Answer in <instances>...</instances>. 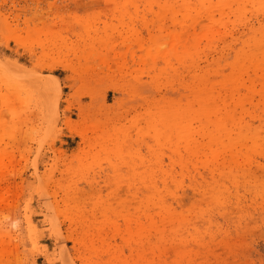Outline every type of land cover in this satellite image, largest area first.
Returning <instances> with one entry per match:
<instances>
[{"label":"rangeland","instance_id":"rangeland-1","mask_svg":"<svg viewBox=\"0 0 264 264\" xmlns=\"http://www.w3.org/2000/svg\"><path fill=\"white\" fill-rule=\"evenodd\" d=\"M262 5L0 0V264H264Z\"/></svg>","mask_w":264,"mask_h":264},{"label":"snow or ice","instance_id":"snow-or-ice-1","mask_svg":"<svg viewBox=\"0 0 264 264\" xmlns=\"http://www.w3.org/2000/svg\"><path fill=\"white\" fill-rule=\"evenodd\" d=\"M87 7L88 8H99V7H102V5H100V4H89ZM151 7H152V9H156V8L161 7V6L160 5H152ZM233 7H235V6H233ZM243 7H249V6H243ZM262 7H264V5H262ZM207 19L208 18L205 17L202 22H207ZM138 27L145 37L151 36V25H149L148 23L145 22V23L138 25ZM231 58H232L231 56L228 57L229 60H231ZM240 91L243 93L246 91V89L241 87ZM260 123L262 125H264V119H261ZM125 250L126 251L130 250V246L125 244ZM70 264H71V262H70ZM161 264H163V262H161ZM166 264H188V262L187 261H179V260H169L166 262Z\"/></svg>","mask_w":264,"mask_h":264},{"label":"bare ground","instance_id":"bare-ground-1","mask_svg":"<svg viewBox=\"0 0 264 264\" xmlns=\"http://www.w3.org/2000/svg\"><path fill=\"white\" fill-rule=\"evenodd\" d=\"M188 9H190V8H188ZM197 15H198V14H197ZM197 15H196V16H195V15L192 16V17H194V18H193L194 21H198V20H196V18H195V17H197ZM197 19H198V18H197ZM93 42H94V41H93ZM92 44L94 45V43H92ZM96 53H97V52H96ZM8 61H9V60H8ZM20 65H21V64H20ZM23 67H24V66H23ZM19 70H20V69H19ZM22 70H23V69H22ZM34 78H35V77H34ZM36 80H40V79H37V78H36ZM36 80H35V82H36ZM49 81H50V80H49ZM49 81H48V82H49ZM50 82H52V81H50ZM45 83H47V82L45 81ZM42 84H43V83H42ZM50 84H51V83H50ZM52 85H53V84H52ZM47 87H48V86H47ZM54 89H55V87H54ZM50 92H51V91H50ZM48 93H49V92H48ZM52 93H53V92H52ZM52 93H50V94H52ZM58 95H59V94H58ZM54 103H55V102H54ZM68 218H69V217H68ZM85 218H86V217H85ZM70 219H71V218H70ZM70 219H69V220H70ZM71 221H72V219H71Z\"/></svg>","mask_w":264,"mask_h":264}]
</instances>
